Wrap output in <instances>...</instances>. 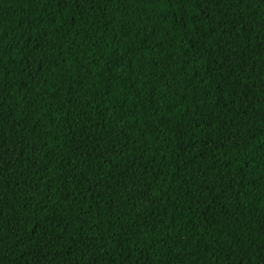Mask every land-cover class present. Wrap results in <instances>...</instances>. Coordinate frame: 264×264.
I'll use <instances>...</instances> for the list:
<instances>
[{
    "label": "trees",
    "instance_id": "trees-1",
    "mask_svg": "<svg viewBox=\"0 0 264 264\" xmlns=\"http://www.w3.org/2000/svg\"><path fill=\"white\" fill-rule=\"evenodd\" d=\"M0 264H264V0H0Z\"/></svg>",
    "mask_w": 264,
    "mask_h": 264
}]
</instances>
